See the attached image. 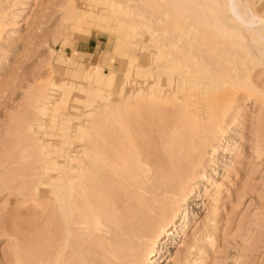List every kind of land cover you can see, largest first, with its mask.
Segmentation results:
<instances>
[{
	"label": "rangeland",
	"instance_id": "374dc122",
	"mask_svg": "<svg viewBox=\"0 0 264 264\" xmlns=\"http://www.w3.org/2000/svg\"><path fill=\"white\" fill-rule=\"evenodd\" d=\"M228 1L0 0V264H37L47 230L52 264H264V40ZM204 117L185 186L156 192L160 140Z\"/></svg>",
	"mask_w": 264,
	"mask_h": 264
},
{
	"label": "bare ground",
	"instance_id": "6f19581e",
	"mask_svg": "<svg viewBox=\"0 0 264 264\" xmlns=\"http://www.w3.org/2000/svg\"><path fill=\"white\" fill-rule=\"evenodd\" d=\"M230 2H232V6L228 5V8L231 12V14H233L235 22H236V29L239 31H242V28L240 26L239 22L245 21L246 19L252 21L253 25L250 31L253 35L257 36L259 39H263L264 40V17H261L259 15H257L249 6H245L246 8H244V10L242 9L240 4H236V1L238 0H229ZM228 1V2H229ZM244 15L247 17L246 19L244 18ZM239 22H238V20ZM262 43V42H261ZM264 43V42H263ZM264 46V45H263ZM92 73L89 74V76L91 77ZM137 75V74H135ZM109 79V78H108ZM114 82V81H113ZM136 82V81H135ZM117 83V82H116ZM121 83V82H120ZM122 84V83H121ZM155 85V84H154ZM57 88V87H56ZM116 88H118V95L121 96L123 95L124 92V88L122 86V88H119V86H116ZM153 88V87H152ZM155 88V87H154ZM157 90V89H156ZM155 91V90H154ZM100 92V90H99ZM102 94V93H101ZM215 94V93H214ZM185 98V97H184ZM112 100V99H111ZM120 100V99H119ZM131 101V100H129ZM115 102V101H114ZM141 102V101H140ZM185 102V101H184ZM110 106V103L108 104ZM132 105V104H131ZM112 107V104L111 106ZM118 106V105H117ZM116 106V107H117ZM143 107V106H142ZM106 108V109H105ZM103 108L104 111L107 110V107ZM115 108V107H114ZM118 108V107H117ZM116 108V109H117ZM111 109V108H110ZM116 109H114L115 111H117ZM135 109V108H134ZM119 110H121V108L119 107ZM106 111V112H107ZM111 111H113V109H111ZM48 112L47 107L42 106L40 108V113L42 115H45ZM137 112V111H136ZM54 113V112H53ZM176 113V112H175ZM56 114V113H55ZM104 113L102 112V115ZM145 114V113H144ZM210 114V113H209ZM208 114V116L210 117V115ZM53 115V114H52ZM167 115V114H166ZM54 116V115H53ZM139 116V114H138ZM176 116V115H174ZM55 118V117H54ZM103 119L100 121V125L102 128V137L103 140H105V137L107 136L106 133H104V130L106 129V125H107V119H104V117H102ZM134 118V117H133ZM168 118V117H167ZM170 119V118H169ZM146 120V119H145ZM199 123L197 121H195V124L191 126V128L187 131H183L181 133H178V137H176V132L172 137H166L167 134L165 135V139H161L160 140V145L161 148L164 150V152L166 153V159H165V166L166 168H164V166L162 167V169H166L164 173V175L160 178L157 179L154 182V186L153 188L156 190V192H163L165 194H177V191L181 190L183 188V186H185L186 184V179L183 178L182 174H184L183 172L185 171V167L183 166V162L184 160H186L187 164L189 163H193L194 158L192 156L193 152L196 150V148H194V136L197 135L199 137H202L204 135V133H206V129H208L210 132L211 131H216V128L219 127V122L217 123V119L215 117V119L211 118H203L202 120L198 119ZM204 121V122H202ZM164 122V121H163ZM162 122V124H164ZM169 122V121H168ZM170 123V122H169ZM167 123V124H169ZM172 123V122H171ZM197 123V124H196ZM148 124V123H147ZM173 124V123H172ZM171 125V124H170ZM118 126H120V130L122 127V123L121 121L118 119ZM160 126V125H159ZM168 126V125H167ZM174 129L176 130V125L175 123L173 124ZM172 126V128H173ZM147 127V126H146ZM160 128V127H159ZM164 128V127H163ZM116 129V128H115ZM113 130V129H112ZM117 131V130H116ZM122 132V130H121ZM118 133V135H120V133ZM165 134V133H164ZM169 134V133H168ZM161 136V135H160ZM195 136V137H197ZM162 137V136H161ZM113 138V137H112ZM120 139V138H119ZM144 141V140H142ZM148 141V140H147ZM124 142V141H123ZM162 142V143H161ZM113 143V142H112ZM138 143V142H137ZM108 144V143H107ZM142 144V142H141ZM118 145V144H117ZM140 145V144H139ZM146 145V144H144ZM157 145V144H156ZM141 147V146H140ZM154 147V146H153ZM118 148V146H117ZM149 149V147H148ZM100 150V149H99ZM133 150V149H132ZM144 150V148L142 149ZM156 150V148H155ZM103 151V152H102ZM102 154H103V159L106 160V150H102ZM145 151V150H144ZM153 151V150H152ZM118 152V151H117ZM134 152V151H133ZM135 153V152H134ZM156 153V152H155ZM154 153V155H155ZM121 154V153H120ZM143 154H145L143 152ZM122 155V154H121ZM120 155V159L122 160V156ZM141 154H139L140 156ZM157 155V154H156ZM147 156V155H145ZM144 156V157H145ZM154 157V156H153ZM158 157V155H157ZM159 158V157H158ZM158 160V159H157ZM162 160V159H161ZM113 161V159H112ZM156 161V160H154ZM150 162V161H149ZM164 162V161H163ZM114 164V162H112ZM111 163V164H112ZM157 163V162H156ZM112 164V166H114ZM144 165L146 166L147 163L146 161L144 162ZM158 165V164H157ZM163 165V164H161ZM152 166V165H151ZM194 166V165H193ZM153 169V168H152ZM158 169V168H157ZM126 172H128V168L124 169ZM156 171V170H155ZM148 172V171H147ZM126 174V173H125ZM153 189V190H154ZM148 192L146 189H143V193ZM181 192V191H180ZM180 194V193H179ZM138 207V206H137ZM143 209V208H142ZM137 212V217L138 222H139V226L141 228L138 235V237H145L148 236L149 233H151V229H147L149 222V216L146 215L145 211L140 210V207H138ZM55 220V219H54ZM53 223V222H52ZM51 223V224H52ZM99 223L98 221V216H97V224ZM96 224V225H97ZM156 224V223H154ZM162 226V225H161ZM161 226L159 227V230L157 232H153L151 234H149L150 236H157L160 233L161 230ZM50 227V226H49ZM48 228V227H46ZM56 228V227H55ZM38 231V230H37ZM51 230H47L46 232H38V234H36V241L33 245V254H32V259L34 261V263H51L55 262L56 260V256H54V253L56 252L55 249L57 246H55L53 239H55V233H51ZM54 232V231H53ZM57 238H59L57 236ZM56 243V242H55ZM139 250V249H138ZM134 255V254H133ZM142 257V256H141ZM21 264H24V262H22Z\"/></svg>",
	"mask_w": 264,
	"mask_h": 264
},
{
	"label": "crops",
	"instance_id": "0c3cea01",
	"mask_svg": "<svg viewBox=\"0 0 264 264\" xmlns=\"http://www.w3.org/2000/svg\"><path fill=\"white\" fill-rule=\"evenodd\" d=\"M85 44H87V45H84V47L86 48L88 46V44H89V41H87ZM85 48L83 50H81V51L82 52H87L88 50L85 51Z\"/></svg>",
	"mask_w": 264,
	"mask_h": 264
}]
</instances>
